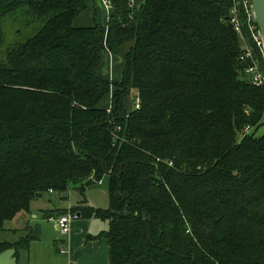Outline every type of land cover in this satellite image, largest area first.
<instances>
[{"label": "trees", "instance_id": "trees-1", "mask_svg": "<svg viewBox=\"0 0 264 264\" xmlns=\"http://www.w3.org/2000/svg\"><path fill=\"white\" fill-rule=\"evenodd\" d=\"M108 1L104 25L76 26L85 0H0V26L36 24L5 49L0 28V232L38 195L107 175L106 208L69 211L108 222L93 238L109 264H264V86L232 0ZM104 51L122 53L118 80Z\"/></svg>", "mask_w": 264, "mask_h": 264}, {"label": "crops", "instance_id": "crops-1", "mask_svg": "<svg viewBox=\"0 0 264 264\" xmlns=\"http://www.w3.org/2000/svg\"><path fill=\"white\" fill-rule=\"evenodd\" d=\"M131 2L134 5L132 0ZM108 63L109 71L107 73L113 75L115 57L113 59V55L109 52ZM117 69L120 73V64L116 67ZM77 188L78 185H74L73 190L69 186L67 191L62 193L48 191L38 195L31 201L28 210L21 211L12 218L15 227L7 230L3 227L0 232L2 242L16 243L25 237L30 239L27 248L5 249L13 251L12 256L15 262H17L19 251L25 250L29 260L28 264H109L107 239L105 237L93 238V236L108 228L107 221L77 216L71 221L68 233L61 234L57 228V216L62 211L68 212L71 207L81 205L84 200V204L87 206L96 208H106V205L108 206L105 193L108 190L107 175L98 183L87 186L83 194ZM95 192L100 193V195L97 196ZM82 195H84L83 198ZM38 215L41 217L39 222L37 220ZM41 220L46 224H51V227L57 230L59 239H57V236L53 237V242L41 241L43 235Z\"/></svg>", "mask_w": 264, "mask_h": 264}, {"label": "rangeland", "instance_id": "rangeland-1", "mask_svg": "<svg viewBox=\"0 0 264 264\" xmlns=\"http://www.w3.org/2000/svg\"><path fill=\"white\" fill-rule=\"evenodd\" d=\"M85 1L87 4V8L84 11H82V13H80L78 15V17L74 20V25H76V26H88V25H92L94 23L104 25L106 23V20H107V9L105 8L103 1L102 0H85ZM132 1L134 3L135 7H138L139 4L141 2H143V0H132ZM0 28L3 32V37H4L3 49H5L7 46H9L13 43L24 42L26 40V38H28L35 31L36 24L27 25V24H24L23 22L18 21L15 16H12V17H8V18L4 19L1 23ZM117 53H118V51L116 53H111L113 55V59L115 57V64H114V67L112 70L113 75H110L109 73H107V71H109L108 70V68H109L108 67V64H109L108 63V54L105 53V51L102 54L103 61L106 65V75L108 77H111V79H114V80H118L119 76H120L119 69L116 70V67L120 63V58H121L122 53L121 52H119L118 54ZM135 99H136V91L131 89L129 94L126 95L124 100H123V106L127 112L135 109V107H136L135 106ZM110 101H111L110 94H106L102 97L99 104L101 106H108L111 103ZM263 133H264V117H263L261 126L257 129L255 134H256V136H260ZM74 185L75 184L69 185L71 187V190H73L72 188H74ZM105 193H106V199L108 202L107 190L105 191ZM95 194L97 196L100 195V193H98V192H95ZM83 196L84 195H82V198H83ZM106 207H107V205H106ZM103 208H105V207H103ZM62 214H64V213H60L57 217H59ZM38 216L39 217L37 218V220L39 222V219L41 217H40V215H38ZM41 225H42V234H43L41 241L53 242V240H52L53 237L58 236L57 230H54L51 227V224H46V222H43V221L41 222ZM15 226L16 225H15L14 220L11 219V220L5 221L3 227L7 230L8 228H12ZM57 239H59V236ZM0 241H1V239H0ZM12 252L13 251L11 249L10 250H4V251L0 252V264H28L29 260L27 259L28 256H26L25 250L19 251L17 262H15V259L12 256V254H13Z\"/></svg>", "mask_w": 264, "mask_h": 264}, {"label": "built area", "instance_id": "built-area-1", "mask_svg": "<svg viewBox=\"0 0 264 264\" xmlns=\"http://www.w3.org/2000/svg\"><path fill=\"white\" fill-rule=\"evenodd\" d=\"M106 9L109 8V1L102 0ZM226 21L235 30L240 39V59L250 61L244 73L247 79L255 86H264V40L258 28L251 0H232L229 14ZM139 99L136 97L135 106L138 107ZM109 111V109H107ZM252 127L246 126L240 137L250 133ZM77 214L70 211L56 218L57 228L61 234L68 233L71 221Z\"/></svg>", "mask_w": 264, "mask_h": 264}, {"label": "water", "instance_id": "water-1", "mask_svg": "<svg viewBox=\"0 0 264 264\" xmlns=\"http://www.w3.org/2000/svg\"><path fill=\"white\" fill-rule=\"evenodd\" d=\"M251 2L258 28L264 40V0H251ZM229 26L231 27L230 24ZM77 216H79V213H77Z\"/></svg>", "mask_w": 264, "mask_h": 264}]
</instances>
